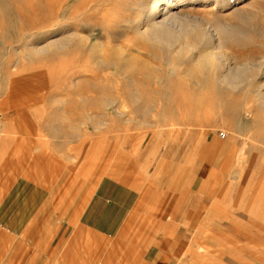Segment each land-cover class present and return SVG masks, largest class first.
<instances>
[{
  "label": "rangeland",
  "instance_id": "1",
  "mask_svg": "<svg viewBox=\"0 0 264 264\" xmlns=\"http://www.w3.org/2000/svg\"><path fill=\"white\" fill-rule=\"evenodd\" d=\"M104 1L0 0V113L11 109L15 102L24 101L27 95H34L38 98L35 102L45 145L71 163L81 164L79 160L82 159L85 164L110 173L114 168L113 158L119 156L120 176L141 186L160 160L167 156L173 164L182 166L181 172L173 166L168 174L172 175L170 178L182 176V179L174 178L184 182L174 185L181 186L186 192L191 190L192 180L196 177L191 191L198 189V164L203 163L204 171L211 167L214 174L216 168L208 162L209 158L216 157L213 151L228 144L236 151L242 149L246 137L253 134L247 127L257 120L262 126L255 128L258 140L247 147L254 146L263 151H246L247 163L233 160L231 166L221 170L228 176L224 179L227 184L238 185L247 174L251 181L256 180L257 173L264 170V140L261 138L264 131V36L254 35L252 42L225 51L232 57L226 66L232 70L240 67L248 78L250 76L240 90L227 94L214 81L216 71L206 79L202 78V86L189 79V73L195 70L192 62L195 53H189L188 58H177L166 49L144 47L135 42L128 18L135 15L139 0ZM246 4L250 11H255L254 0H248ZM188 12L199 21L209 18L200 6ZM103 13L107 19L114 15L121 17L116 22L119 24L108 21V25ZM261 18L259 26L264 25V6ZM204 21V24L208 23ZM230 23H235L231 17ZM56 39L72 41L66 49L59 50L50 45ZM100 56L108 64L98 63ZM70 71H74L73 75ZM79 78L81 85L72 82ZM89 78L94 84L88 81ZM86 80L90 83L84 82ZM77 89L91 98L96 96L97 90L114 94L118 113L102 108L101 104L108 99L97 97L83 101L73 94L72 91ZM134 90L141 92L140 99L127 95ZM202 90L216 92V96L203 99ZM178 91H186L190 96L178 97ZM221 133H225L224 138ZM59 141L63 143L59 145ZM206 147L209 148L207 152ZM150 150L158 156L153 164L142 160ZM222 173L219 174L221 177L224 176ZM234 174L243 177L235 180ZM203 196L210 197L200 194ZM235 196L231 200L221 199V209L243 212L264 228V200L249 191L247 195ZM212 198L215 205L217 198ZM249 226L250 229L245 230L248 234L264 238V230L257 231L255 224Z\"/></svg>",
  "mask_w": 264,
  "mask_h": 264
},
{
  "label": "crops",
  "instance_id": "2",
  "mask_svg": "<svg viewBox=\"0 0 264 264\" xmlns=\"http://www.w3.org/2000/svg\"><path fill=\"white\" fill-rule=\"evenodd\" d=\"M36 99L0 113V264H264V238L246 232L263 226L221 209L236 192L215 191L229 184L211 167L198 164L186 192L167 156L141 186L120 176L119 156L110 173L71 163L45 145Z\"/></svg>",
  "mask_w": 264,
  "mask_h": 264
},
{
  "label": "bare ground",
  "instance_id": "3",
  "mask_svg": "<svg viewBox=\"0 0 264 264\" xmlns=\"http://www.w3.org/2000/svg\"><path fill=\"white\" fill-rule=\"evenodd\" d=\"M88 1H90V0H88ZM247 1L248 0H139L135 15L133 17L130 16V18H128L129 22L131 21L130 31L132 30V32L134 34L135 42H137L138 44H140L144 47H151V48L157 47V48L166 49V50L172 52L174 54V56L177 58H188L189 53H195V55L193 56V59H192V62L194 63L193 66H195V70L191 69L192 71L188 75L189 79L194 81V83L197 86H202V81H203L202 78L205 77V79H206V77L209 76V74H211V73L213 74V72L216 71V72H218V74H217V77L214 79V81H216L215 83H218V86L222 89L223 92L225 91L227 94H230L232 92H236V91L240 90L243 87V85L247 84L250 76L248 78L245 75L242 68H240V67L236 70H232L229 66L227 67L226 63H228L229 60L232 59V57L228 54H225V51L231 47H238L239 48V46H240V48H241L242 45L252 42L255 38L254 35L264 36V25L259 26L260 24L258 23V21L260 22V19H263V18H261V9L264 6V0H254L255 1V4H254L255 5V11H250V9H248L247 4H246ZM86 2H87V0H86ZM95 2L93 0L92 3H95ZM103 3H105L104 0H103ZM239 4H243V5L239 6ZM196 6L202 7L204 9L205 14L209 18L208 19L203 18V20L201 19L202 21H199L200 19L198 20L197 17L192 16V12H188V11H192ZM87 8H88V5H87ZM95 8L96 7H94L93 9H95ZM186 8H187V10H185ZM88 11L86 9L87 13H89ZM225 12H228V13H225ZM105 13H106L105 15L108 16V14H107L108 12H105ZM223 14H226L227 16H225ZM103 15H104V13H103ZM105 15H104V17H105L104 20L108 23V25H110L109 22H111L112 24L115 23V25L119 24L116 22L118 21V19H121V17L114 15V16H112L113 18L111 17V19H107V17ZM230 17L235 20V23H230ZM255 18H257V19H255ZM123 19H124V16H123ZM204 20H206L208 23L204 24L205 23ZM123 25H121V26L123 27ZM125 27H127V26H125ZM71 41L68 39H63V40H57L56 39L50 45L52 47L55 46L59 50H62V49H66ZM135 47H137V46H135ZM130 55H132V53ZM102 57L103 56H100L98 63H100L102 65L108 64V62L103 59L104 57L103 58ZM89 60L90 59H88V61ZM88 61H87V63H91ZM87 63H84V64H87ZM97 65H99V64H97ZM113 65H115V64H113ZM86 66H88V65H86ZM56 67H59V65L58 66L56 65ZM55 70H57V69H55ZM58 71H59V69L57 70V72ZM57 72H55V73H57ZM73 72H71L72 75H73ZM53 75L55 76L56 74H53ZM58 75L62 76L63 74L62 75L58 74ZM93 75L95 76V74H93ZM86 77L87 76H85V78ZM95 77H97V76H95ZM58 78H57V80H58ZM61 78L63 80V77H61ZM69 78H71V77H69ZM85 78H82V80H85ZM53 79H52V81H53ZM55 79H56V77H55ZM80 79L81 78H79V80L73 79L75 81H72V82H74L75 84L76 83L79 84L81 82ZM89 80H90V78L88 79V81ZM78 81H80V82H78ZM88 81L86 80L84 82H87V83L91 82V80H90V82H88ZM54 82H56V84H57V81L54 80ZM69 83H71V82H69ZM91 84H94V83L91 82ZM68 85H70V84H68ZM80 85H81V83H80ZM73 88H75V87H73ZM223 88H224V90H223ZM78 89L73 90L72 92L74 95H77V97H80L83 101H91V99H95L97 97H99L100 99H108L105 101L104 104L103 103L101 104L102 108L106 109L107 111L115 110V107H116L115 100L116 99H115L114 94H110L109 92L104 93V91L97 90L95 92L96 96L91 98V96L89 97V96L85 95L86 93L83 94L84 92H82V91L80 92V91H78ZM213 89H214V87H213ZM201 92L203 95V99H205V97L216 96V94H215L216 92L212 93V92L205 91V90H202ZM116 95H117V93H116ZM127 95L130 96L131 98L135 97L136 99H138L139 97H141V92L134 90L133 93L127 92ZM176 95L178 97H183V98L190 96L189 93L186 91H178L176 93ZM92 96H93V93H92ZM262 98L264 100V93L262 95ZM115 112L118 113L117 109L115 110ZM93 120H95V119H93ZM244 124H246V123H244ZM258 125L261 126V124L257 120H254L253 123L247 127V131L250 133H252V131H253V134L249 137H246V139H245L246 143H245L244 147L242 149H240L239 151H236V148L233 149V146L229 145V144L225 145L221 148H218L217 149L218 152L216 150L213 151V154L215 152L216 157H211L208 159L209 160L208 162L211 163V165H213L214 168L217 169V170L216 169L214 170L215 171L214 174H213V171H211L209 173V175H211L210 177L214 179L213 181L217 182L220 179L223 181H224V179L226 180V178L228 176L226 174L222 173L223 171H221V170L225 169L229 165H232L233 160H237L238 163H247L248 158H246V155H247L246 151H249V153H251L253 151L255 153H259L260 150L263 151L262 149H260V148L258 149L254 146L253 147L251 146V149H249L250 147L249 148L247 147L248 145H250V142H256L258 140L257 139L258 134H256V132H255V128H257ZM248 135H250V134L248 133ZM244 138H245V136H244ZM261 138L264 140V131L261 134ZM58 143H59V145H61L60 143H63V142L59 141ZM208 149L209 148L206 147L205 151L207 152ZM212 150H213V148H212ZM213 154H212V156H213ZM220 156H224V158L219 159ZM200 164H203V163H200ZM258 167H259V164H258ZM221 173L224 174L223 177H221L219 175ZM254 173H256V172H254ZM257 174L258 175H257L256 180L254 179L251 181L249 179L250 177H248L249 174H247L245 176L246 179H243V180L240 179L238 181L239 186L234 185V184L233 185L229 184V185L221 186L220 188L216 187V188H214V190L220 191V192H231V190L229 189V188H231L232 192H236V194H238V195H242V194L247 195V193L249 191V192H252L254 195H257L259 198H261V200H264V170L260 173H257ZM234 176H235V178H234L235 180L243 177L239 174L238 175L234 174Z\"/></svg>",
  "mask_w": 264,
  "mask_h": 264
},
{
  "label": "built area",
  "instance_id": "4",
  "mask_svg": "<svg viewBox=\"0 0 264 264\" xmlns=\"http://www.w3.org/2000/svg\"><path fill=\"white\" fill-rule=\"evenodd\" d=\"M221 137L224 138L225 137V133H221Z\"/></svg>",
  "mask_w": 264,
  "mask_h": 264
}]
</instances>
